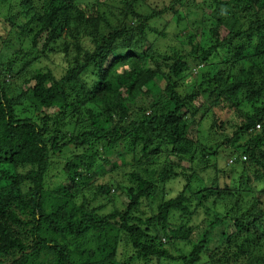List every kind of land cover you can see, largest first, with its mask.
I'll list each match as a JSON object with an SVG mask.
<instances>
[{"label":"trees","instance_id":"16d2710c","mask_svg":"<svg viewBox=\"0 0 264 264\" xmlns=\"http://www.w3.org/2000/svg\"><path fill=\"white\" fill-rule=\"evenodd\" d=\"M146 1L0 0L66 58L15 83L21 50L0 63V264H264V0ZM181 7L210 21L160 54L147 24Z\"/></svg>","mask_w":264,"mask_h":264},{"label":"rangeland","instance_id":"374dc122","mask_svg":"<svg viewBox=\"0 0 264 264\" xmlns=\"http://www.w3.org/2000/svg\"><path fill=\"white\" fill-rule=\"evenodd\" d=\"M171 0H147L145 3L148 7H142L140 9V15L145 14H151L154 12L161 11L164 7L165 9H168L170 6ZM141 3V2H140ZM39 7H44L42 5V2H39ZM3 8V12L0 13V55H4V58H0V63H6L7 60L11 59L12 54L18 50H21L18 52V59H14L16 62L20 60H26V63L20 67L19 71L17 72V75H15V79H13L14 83L18 82L20 79H25L29 76H31L35 69H40L41 71H50L53 73V76L56 78H59L63 71L64 67L66 66V58L64 57V53H62V42H58L52 46L53 51L43 58H40L36 50L32 49V46L29 44L28 40L23 39V35H21L18 31L16 32L14 29L11 30L8 23L3 22V15L6 14V5L2 4L1 9ZM42 10V9H41ZM180 16V19H179ZM210 19L208 16L203 17L202 13L198 10L194 9H188L187 7H181L180 9L175 8L173 10H168L164 15L160 17H155L151 19L147 26L149 29H151L149 40L153 42H157L154 44L156 46L157 52L160 54H167L168 48L167 45L175 46L177 45L175 36L180 35L181 29H183L186 25L189 30L193 29L194 27L201 28L205 24L209 23ZM195 29V28H194ZM27 30V29H26ZM163 31L166 33L163 39V36H159V33L163 34ZM64 36L62 37V39ZM168 41L166 42V40ZM149 43V42H148ZM79 45L81 46V42H79ZM83 46V44H82ZM158 46V48H157ZM22 47V49H18ZM24 53H31L32 56L27 57ZM9 55V56H8ZM186 67L185 65H180V67L177 69L181 74L179 75V78L186 75L184 73ZM9 80L12 79L9 78ZM10 82V83H11ZM220 115V113H219ZM220 117V116H219ZM232 118V115H228L225 118H223V122L225 124H228L229 120ZM258 128L256 127V130ZM195 127L192 129V137L195 138ZM201 132L207 130V124L204 122L200 126ZM205 133H203L204 135ZM60 155H54L53 160L55 164L56 159H60ZM63 160V159H62ZM224 160V159H223ZM222 161V160H221ZM65 163V162H64ZM63 161L61 162L60 166H57V164L54 165V167H51L46 179L50 182L49 183V190L56 188V185L60 183L61 178L58 175V172H60L62 164H64ZM26 171V170H25ZM109 178V177H107ZM105 180V179H104ZM104 180L98 181V184H104ZM220 183H223V180L220 181ZM198 183L196 182V185ZM114 185H116L114 183ZM171 188H177L179 189L182 187L181 181H175L172 185H170ZM110 203L106 207L102 209V214H108L111 211H114L115 208H121V203H123L122 198L118 197V195L114 192L110 193ZM120 252V250H119ZM118 252V253H119ZM119 258L122 259V255L119 253Z\"/></svg>","mask_w":264,"mask_h":264},{"label":"built area","instance_id":"2783aa9c","mask_svg":"<svg viewBox=\"0 0 264 264\" xmlns=\"http://www.w3.org/2000/svg\"><path fill=\"white\" fill-rule=\"evenodd\" d=\"M256 127H257V128H259V126H258V125H257Z\"/></svg>","mask_w":264,"mask_h":264}]
</instances>
